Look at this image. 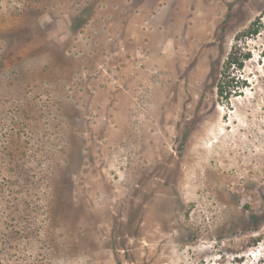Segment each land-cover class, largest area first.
<instances>
[{
	"label": "rangeland",
	"instance_id": "rangeland-1",
	"mask_svg": "<svg viewBox=\"0 0 264 264\" xmlns=\"http://www.w3.org/2000/svg\"><path fill=\"white\" fill-rule=\"evenodd\" d=\"M77 1L0 0V264H264V0Z\"/></svg>",
	"mask_w": 264,
	"mask_h": 264
},
{
	"label": "trees",
	"instance_id": "trees-1",
	"mask_svg": "<svg viewBox=\"0 0 264 264\" xmlns=\"http://www.w3.org/2000/svg\"><path fill=\"white\" fill-rule=\"evenodd\" d=\"M77 5H75V8L72 10L71 13V27H79L80 25L84 24L86 20H88L92 15L93 5L90 1L87 0H78ZM257 32V29H253L250 31V34H254ZM249 56H244V58H248ZM243 59L239 60L237 57H234V50H231L230 53L227 56V60L225 62V68H228L230 66H234L237 68H240L242 66ZM225 83L220 80L217 84L218 88V95L227 99L231 94H234L237 92L238 88H228ZM237 87V86H235Z\"/></svg>",
	"mask_w": 264,
	"mask_h": 264
}]
</instances>
